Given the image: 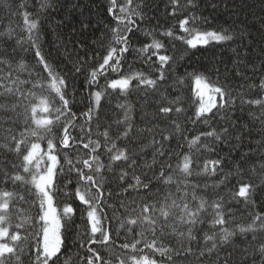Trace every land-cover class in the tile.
I'll list each match as a JSON object with an SVG mask.
<instances>
[{
    "label": "snow or ice",
    "instance_id": "obj_1",
    "mask_svg": "<svg viewBox=\"0 0 264 264\" xmlns=\"http://www.w3.org/2000/svg\"><path fill=\"white\" fill-rule=\"evenodd\" d=\"M144 6L108 0L102 53L77 54L67 68L42 43L54 0H0L22 21L0 24V264H70L62 250L77 216L87 253L79 264H264V73L254 80L248 72L260 70L238 59L235 88L219 82V69L216 82L193 70L169 83V47L233 34L199 27L208 18L189 11L197 0H168L175 23L141 29ZM130 55L150 71L132 70ZM187 80L195 99L181 98ZM149 103L151 114L138 112ZM237 103L258 109L249 115L261 139L228 164L251 131L229 119ZM233 202L245 205L247 221H236Z\"/></svg>",
    "mask_w": 264,
    "mask_h": 264
},
{
    "label": "trees",
    "instance_id": "obj_2",
    "mask_svg": "<svg viewBox=\"0 0 264 264\" xmlns=\"http://www.w3.org/2000/svg\"><path fill=\"white\" fill-rule=\"evenodd\" d=\"M12 2L13 7H15L16 0H12ZM28 2L32 3L34 0H28ZM54 2L56 10L51 12L45 24V36L42 41L44 51L51 52L53 57L58 56L63 61L61 66L67 68H71L72 62L77 59V54L84 57L86 52L89 56L96 52L102 53L101 43L108 39L104 26L111 23L105 14L108 0H54ZM142 3L145 5L143 8L145 19L138 22L141 29H151L157 24L168 27L175 23V18L168 15V12L171 11L168 0H142ZM197 3L198 7L189 9V11H195L198 15L208 18V22L201 23L199 27L209 30L226 28L233 34V40L223 43L212 42L206 47L198 46L195 49L187 48L182 42H176L175 49L169 47L168 51L169 55L174 56L173 71L170 73L169 83L176 75L183 76L185 71L192 72L193 70L204 73L213 82H216V70L219 69V82L221 84L227 83L235 88L241 83L234 72L235 62L238 59H242L248 69L254 65L260 70L255 74L251 71L248 72L249 76L258 80L259 75L264 73V68L261 67L264 64V0H197ZM74 4H78L79 7H72ZM213 4L216 5L215 8L212 7ZM187 14V11L183 13V15ZM9 21L14 26L22 23L19 18L11 15L10 10L0 9V24L7 25ZM82 21L90 22L87 29L82 28ZM136 38L143 41L145 39L144 33L142 31L136 33ZM158 38L160 37L158 36ZM94 41L95 43H93ZM165 43L167 45L166 39ZM81 44L84 45L83 48L80 47ZM57 45L60 47L57 48ZM24 55L26 60L34 62L32 53ZM92 63L89 61L85 68L90 67ZM129 64H131L132 70L150 71L147 65H144L140 60H133L131 55L129 56ZM226 68L230 71H225ZM124 70H128L127 65H125ZM83 81L84 75H78L75 81L78 89L81 88ZM194 90V81L187 80L181 98L184 100H188L189 97L195 99ZM244 91H247V88ZM81 95L82 89L77 99H80ZM137 98V94L131 97L134 101ZM77 107L83 109V105ZM154 108L155 105L149 103L142 110L138 109V112L143 111L151 114ZM250 112L258 113V109L245 105L241 110L239 103H237L232 112L229 113V119L238 125L248 124L251 131L244 132L243 143L235 152L230 153V159H226L228 164L238 160L241 152L254 148V142L261 139L259 125L249 115ZM150 118L149 115L148 119ZM136 119L139 121V115L136 116ZM217 122L223 124L219 117H217ZM196 130L198 129L193 131ZM232 143H236V141L233 140ZM173 146H175V142H173ZM220 148L222 150L221 155L229 154L228 146L221 144ZM257 159L258 157L252 156L244 167L247 168L250 164L256 163ZM248 175L250 174H246V178ZM199 179L203 181L205 178L200 177ZM232 182L235 183V179ZM220 191L227 195L226 189L222 188ZM113 199L115 200V197ZM232 208L236 221L245 222L248 220L243 203L233 202ZM76 223L80 225V228H73L68 236L67 248L62 250L66 253L62 260L70 258V264H79V258L87 255L85 250L80 247L82 242L80 234L83 233V224L79 216L76 217ZM113 224L115 226V222ZM232 226L229 225V227ZM201 227L207 229V225Z\"/></svg>",
    "mask_w": 264,
    "mask_h": 264
},
{
    "label": "rangeland",
    "instance_id": "obj_3",
    "mask_svg": "<svg viewBox=\"0 0 264 264\" xmlns=\"http://www.w3.org/2000/svg\"><path fill=\"white\" fill-rule=\"evenodd\" d=\"M194 88H195V84H194Z\"/></svg>",
    "mask_w": 264,
    "mask_h": 264
}]
</instances>
